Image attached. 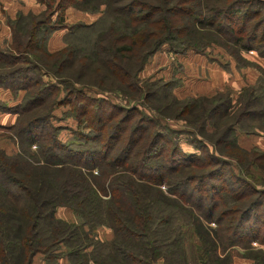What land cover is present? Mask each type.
I'll use <instances>...</instances> for the list:
<instances>
[{"label":"trees","instance_id":"1","mask_svg":"<svg viewBox=\"0 0 264 264\" xmlns=\"http://www.w3.org/2000/svg\"><path fill=\"white\" fill-rule=\"evenodd\" d=\"M37 1L40 11L6 18L11 37L0 41V87L14 99L21 93L11 104L0 99V112L16 115L5 126L18 147L0 146V264H32L39 253L45 264L62 256L70 264H232L233 244H264V215H256L264 188L233 167L264 175V150L237 139L238 129L264 133V67L234 98L229 89L178 97L174 83L139 77L163 44L175 53L216 44L238 61L251 49L264 57V0ZM68 6L97 16L66 22ZM58 28L63 45L51 51ZM106 93L160 98L185 117L202 108L198 131L209 125V141L192 133L195 150L184 151L175 129ZM59 105L77 121L67 140L54 124ZM224 171L246 189L227 187ZM60 206L71 219L57 215ZM103 228L110 233L101 236ZM246 254L264 264L263 247Z\"/></svg>","mask_w":264,"mask_h":264},{"label":"rangeland","instance_id":"2","mask_svg":"<svg viewBox=\"0 0 264 264\" xmlns=\"http://www.w3.org/2000/svg\"><path fill=\"white\" fill-rule=\"evenodd\" d=\"M0 13L2 14V16L4 15L3 21L7 24L6 18L9 16V14H7L6 11L1 7ZM214 59L220 60L222 61V63L225 62L224 67L226 68V71L221 70L222 74L213 69V67L215 68L217 66V62H215ZM229 59H232L235 62L236 66H234V68L231 66L230 69V65L227 62ZM237 61L238 60H236L235 57L231 55L225 48L216 44L207 47L206 52L204 53L195 52L191 49L185 52L175 53L169 50L167 44H163L145 63L143 69L139 72V77L142 80H168L171 83H174L175 86L173 87V92L178 97L211 95L218 90L229 89L234 98L237 94V91L242 86L253 83L256 80V77L259 74V69L261 67H264V58L258 55L256 51L245 52L243 55V59L238 62ZM45 79H47L46 76ZM3 88L4 87H0V99L4 100L7 104H11L12 102L9 101V99H3V96H5L4 91H7V88ZM61 94L62 92L60 91L59 95ZM105 95H109L111 97L110 99H112L113 102L119 103L120 105H124L126 107L137 105L139 107V111L145 114H152L155 120L167 124L170 128L175 129L176 133L174 138L180 141V144L184 151L195 150V148L187 142V140L191 138L192 133L197 135L199 138L204 139L206 142L209 141V125H205V132H202V134L198 131V129L202 127V124L204 122L203 116L199 118L203 110L202 108L196 107L190 112L192 116L187 114L185 117L183 115L171 114L168 108L164 110L165 101L160 98H146L142 100L137 94H129L126 98H118L115 95H111L108 93H106ZM68 108V105H59L53 109V113L56 115L54 124L58 125V127L60 128L59 137L63 140L71 138V129L77 126L76 119L72 116L67 115V111L65 112V110H68ZM1 115H9V112H0V146L3 147L7 152L11 153L16 151L18 148L10 130L5 126L6 124L8 125V123H11L9 122V120H11L12 118H3V116ZM135 118H137V115H135L133 119ZM217 118L219 117L215 115L213 120H216ZM13 119L16 120V115L13 116ZM219 121L221 122V120ZM237 131V139L241 146L250 148L251 146L256 145L261 150H264L263 132L246 133L240 131L239 129ZM34 147V145H31L32 149H34ZM222 147L228 149L229 145L223 144ZM209 149H213V147L209 145ZM228 160L234 164L233 159L228 158ZM233 167L235 175L242 179L244 182H248L255 188H264V175L260 171V169L256 167H250L247 172L238 170L234 165ZM221 178L223 179V182L225 185H227V187H235L236 190L246 189L241 180L228 175L226 171L223 172ZM218 181L221 182V180ZM160 186L162 188H165L164 184H161ZM263 208L264 206H261L258 210H256L257 216H261V214L262 216L264 215L262 211ZM57 215L67 219L72 218L70 209L64 206H60L58 208ZM257 216H255L254 221L253 218L249 220V223L253 225L254 231H256V228L258 227L257 224L259 225L260 223V218H258ZM210 225L215 226V222L211 221ZM106 230L107 229L105 228L99 229L98 233H100V235L102 236L103 234H107ZM255 240H257L258 245H253L251 243L252 240L249 242L247 238H243L238 243L233 244L229 248L230 250L228 252L231 253L232 257H246L252 259V256L246 254L247 250H255V248L258 247L264 248V244L261 243L259 239ZM188 245L190 247L192 246L191 240H189ZM62 248L64 249V247ZM62 248H60L61 251ZM61 251L59 253H61ZM58 261L59 264H70L69 260L65 256L60 257ZM32 264H45L40 253L34 256Z\"/></svg>","mask_w":264,"mask_h":264},{"label":"crops","instance_id":"3","mask_svg":"<svg viewBox=\"0 0 264 264\" xmlns=\"http://www.w3.org/2000/svg\"><path fill=\"white\" fill-rule=\"evenodd\" d=\"M0 7L4 9L6 13L9 14V16H13L18 9H21L23 11L32 10L34 12H38L44 7V5L40 2H37L36 0H0ZM3 16L0 13V41L3 39L1 42H3L5 39L8 41L10 40V37H11L10 27L6 23H4ZM64 16H65L66 22H74L77 20L91 21L94 18H96L97 13L90 12V11H84V10L75 8L73 6H68L65 9ZM64 32H65L64 28H58L52 32V34L50 35L47 41V48L49 50L53 51L55 49L60 48L63 45L62 36ZM214 61L217 62V66L215 67L216 69L213 67L215 71H217L220 74H222L221 70L226 71V68L224 67L225 62L222 63V61L217 60V59H214ZM227 62L230 65V69H231V66L233 68L234 66H236L235 62L232 59H229ZM4 92H5L4 93L5 96H3L4 97L3 99H6V100L9 99V101H11L12 103L16 101L17 99H19L20 94H21L19 93L17 98L14 99L8 89L7 91H4ZM14 115L15 114L13 113H9V115H6V116L1 115V116L7 119L12 118L11 120H9V122H12L14 120L13 119ZM106 231H107V234L110 233L108 229ZM260 246H263V245H260ZM233 264H252V259L246 258V257L244 258L243 257H240V258L233 257Z\"/></svg>","mask_w":264,"mask_h":264},{"label":"built area","instance_id":"4","mask_svg":"<svg viewBox=\"0 0 264 264\" xmlns=\"http://www.w3.org/2000/svg\"><path fill=\"white\" fill-rule=\"evenodd\" d=\"M249 51L253 52L254 50L251 49V50H249ZM251 243H252L253 245H258V242H257V240H255V239L252 240Z\"/></svg>","mask_w":264,"mask_h":264}]
</instances>
